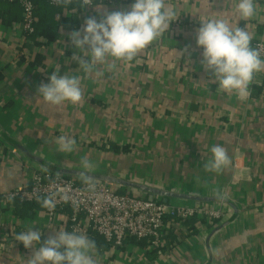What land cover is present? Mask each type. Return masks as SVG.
Wrapping results in <instances>:
<instances>
[{"label":"crops","instance_id":"1","mask_svg":"<svg viewBox=\"0 0 264 264\" xmlns=\"http://www.w3.org/2000/svg\"><path fill=\"white\" fill-rule=\"evenodd\" d=\"M133 2L95 0L101 8H81L73 0L57 35L43 41L23 31L18 2L0 0V264H27L36 250L16 241L17 233L34 227L42 244L55 231H70L68 210L50 222L40 203H2L5 193L28 186L34 173L57 168L176 194L217 197L220 192L237 209L221 201L169 197L164 202L142 189L103 181L119 194L153 196L173 207L203 205L224 215L168 217L162 253L128 239L121 247L97 251L98 264H264V73L255 75L248 98L241 101L218 89L196 41L201 20L221 18L246 26L252 46L264 42V0H257V15L248 21L235 11V0H170L179 17L168 32L133 61L116 62L114 72L83 73L71 59L77 50L69 33L80 30L88 17L99 21L106 12L130 10ZM52 72L80 77L81 103L57 106L38 95ZM61 135L76 141L75 151L58 150L55 141ZM217 144L226 148L232 164L209 173L204 164ZM84 157L94 165L91 170L82 168ZM237 157L240 169L234 166ZM65 176L84 184L82 176Z\"/></svg>","mask_w":264,"mask_h":264},{"label":"clouds","instance_id":"2","mask_svg":"<svg viewBox=\"0 0 264 264\" xmlns=\"http://www.w3.org/2000/svg\"><path fill=\"white\" fill-rule=\"evenodd\" d=\"M72 2L54 0L57 5ZM79 3L81 8H101L95 0H79ZM234 7L241 20L248 21L257 15V0H235ZM178 17V10L170 0H134L130 10L106 12L99 21L96 17H88L80 30L69 33L70 42L77 50L71 59L88 75L100 77L105 68L114 72L116 62L133 61L139 52L168 32ZM252 40L253 35L246 26L234 27L221 18L201 20L197 30V46L203 49L202 65L211 73L213 82L218 83L220 91L235 93L241 101L248 98L255 75L264 73L261 53L264 46L253 47ZM37 93L45 102L57 106L65 102L77 105L83 100L80 77L57 72L51 73L50 82L42 83ZM55 143L63 153H72L76 148V141L64 135L57 137ZM210 151L205 171L220 173L230 167L232 159L225 147L217 144ZM80 164L86 170L94 167L87 157L82 158ZM82 182L89 191H95L96 184L86 173L82 174ZM217 197L225 198L220 192ZM57 198L68 201L69 195L57 189L46 196H38V203L53 210ZM8 199L14 200V195ZM15 240L28 249L36 246L27 264H98L95 240L77 229L55 231L41 244V232L30 227L17 233Z\"/></svg>","mask_w":264,"mask_h":264},{"label":"built area","instance_id":"3","mask_svg":"<svg viewBox=\"0 0 264 264\" xmlns=\"http://www.w3.org/2000/svg\"><path fill=\"white\" fill-rule=\"evenodd\" d=\"M18 2L23 10V31L30 35L34 28V5L32 0H12ZM111 3L112 0H102ZM49 2L54 3V0ZM92 7V6H89ZM257 46H264L258 42ZM264 57V47L261 48ZM13 153H16L13 150ZM240 157L234 160L236 169H240ZM95 191H89L85 184H79L76 179L64 174L51 171L34 173L28 186H19L2 196V203L6 206L14 203H38V196L43 197L57 189L67 192L68 201L57 198L53 210L47 209L50 222L59 211H69V229H77L89 235L93 230L103 237L110 245L123 246L126 238L146 240L150 247L162 253L164 242L165 220L182 221L195 217L197 214L205 215L211 219H221L223 212L213 210L206 206L200 207H173L154 199L133 197L128 194H119L113 191L103 181L93 180ZM14 195V200L8 197Z\"/></svg>","mask_w":264,"mask_h":264},{"label":"trees","instance_id":"4","mask_svg":"<svg viewBox=\"0 0 264 264\" xmlns=\"http://www.w3.org/2000/svg\"><path fill=\"white\" fill-rule=\"evenodd\" d=\"M75 1L79 2V0ZM32 2L34 5L35 32L30 34V36H39L43 39V41L46 39L51 40L57 35L59 28L65 23L63 13L64 10L67 9L71 4L54 6L49 2V0H32ZM57 15H60L61 17L58 19ZM253 47H255V45ZM28 204L35 203H27L24 205ZM88 236L91 239L95 240L97 244V251H102L106 247L111 246L110 243H108L103 237L98 235L93 230L89 231ZM128 239H131L132 241H137L138 244H148L146 240H136L132 237L126 238L125 241Z\"/></svg>","mask_w":264,"mask_h":264},{"label":"water","instance_id":"5","mask_svg":"<svg viewBox=\"0 0 264 264\" xmlns=\"http://www.w3.org/2000/svg\"><path fill=\"white\" fill-rule=\"evenodd\" d=\"M57 172L61 174H65V175H70V176H82V174L86 173L93 180L128 185L130 187L142 189L146 192H149L151 195L162 196L164 197V202H167V198L169 197L186 198V199H190V200L197 201V202H215V201L220 202L221 201V202H225L231 205L235 209V211H237L235 205L228 198L219 199L218 197H197V196H191V195L176 194L173 192H168V191L152 188V187L145 186L142 184L129 182V181L122 180L119 178H114V177H111L105 174H95L92 172H86V171H81V170H70V169H64V168H57ZM150 199H153V196H151Z\"/></svg>","mask_w":264,"mask_h":264}]
</instances>
